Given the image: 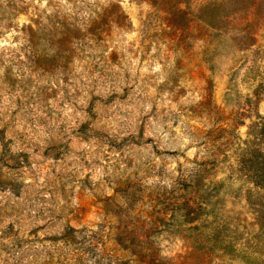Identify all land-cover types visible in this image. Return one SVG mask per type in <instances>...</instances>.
<instances>
[{
  "label": "rangeland",
  "instance_id": "obj_1",
  "mask_svg": "<svg viewBox=\"0 0 264 264\" xmlns=\"http://www.w3.org/2000/svg\"><path fill=\"white\" fill-rule=\"evenodd\" d=\"M264 0H0V264H264Z\"/></svg>",
  "mask_w": 264,
  "mask_h": 264
},
{
  "label": "trees",
  "instance_id": "obj_2",
  "mask_svg": "<svg viewBox=\"0 0 264 264\" xmlns=\"http://www.w3.org/2000/svg\"><path fill=\"white\" fill-rule=\"evenodd\" d=\"M260 128L259 134H250L253 138H264V122L258 123L256 125ZM241 168L243 170H246L247 168L254 169L256 171L255 175V181L253 182V185L258 190H264V158L261 160L260 158L255 159H249V160H243L239 163Z\"/></svg>",
  "mask_w": 264,
  "mask_h": 264
}]
</instances>
